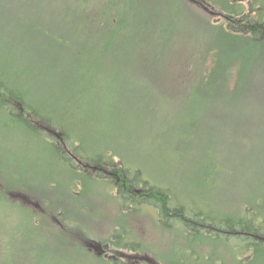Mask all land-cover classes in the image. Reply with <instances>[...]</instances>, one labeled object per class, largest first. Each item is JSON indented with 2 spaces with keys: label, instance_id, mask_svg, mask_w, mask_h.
I'll return each mask as SVG.
<instances>
[{
  "label": "rangeland",
  "instance_id": "obj_1",
  "mask_svg": "<svg viewBox=\"0 0 264 264\" xmlns=\"http://www.w3.org/2000/svg\"><path fill=\"white\" fill-rule=\"evenodd\" d=\"M197 1L208 10L195 0H88L90 6L76 0H0V83L25 94L45 117L67 120L63 125L89 159L111 151L115 161L100 175L73 158L75 168L90 175L77 179L38 134L57 143L60 130L32 118L34 130L0 109V264H107L100 257L102 245L123 264H169L167 256L197 247L196 234H183L176 223L172 231L163 228L157 208H122L113 173L122 161L133 168L131 174L166 188L190 215L220 220L264 206V51L251 69L255 82L237 102L218 101L201 114L189 90L203 50L210 57L209 24L226 26L218 15L233 5L243 4L248 14L251 0ZM113 18L130 22V28L101 26ZM252 44L246 43V51ZM107 47L103 56L100 50ZM85 63H94L91 69L96 66L112 84L105 83L109 106L97 109L94 123L82 125L87 111L67 105L71 93L64 80ZM202 63L207 75L212 61ZM239 80L236 65L227 93L238 91ZM187 144L193 149L178 150ZM10 190L25 194L29 204L9 196ZM113 233L136 242L139 251L114 249ZM222 246L226 263L235 264L231 249ZM114 258L103 259L113 264Z\"/></svg>",
  "mask_w": 264,
  "mask_h": 264
},
{
  "label": "trees",
  "instance_id": "obj_2",
  "mask_svg": "<svg viewBox=\"0 0 264 264\" xmlns=\"http://www.w3.org/2000/svg\"><path fill=\"white\" fill-rule=\"evenodd\" d=\"M76 1L79 6H87L89 4L87 2L88 0ZM195 2L198 3L201 8L207 9L205 2H198L197 0H195ZM261 4L262 2L260 0H251L250 12L248 14L245 13L243 4L239 6L233 5L231 8L227 7V4H223L225 8L227 7L226 14H219L218 21L224 20L226 26L209 24L212 28L209 30L212 33V39L208 47L210 49V57L207 53L208 49L203 50L205 54H202L200 60L202 66L198 64V70L193 74L197 76V79H195L189 87V90H191L190 97L192 98V96H194L198 99V107L195 109L200 111V113L201 111L203 113L207 106L211 107V105L218 103V101H221L220 103L225 106H227L228 102H237L239 99H242L245 94H248V92L245 91L248 86L255 82L251 69L255 67L254 60L257 53H263L264 51V6ZM1 8L2 11H6V8ZM71 9V7L67 8V10ZM77 9L78 8L75 7L74 11ZM252 13L257 15L256 20H253L251 17ZM238 17H240V19H238ZM88 18L89 16L87 15L86 19ZM101 23L102 27L116 28V31L122 30L125 27L128 29L130 28V26H127L130 22L125 23L117 18H113L111 21L104 20ZM52 31L51 29V32ZM118 33L121 34L120 32ZM117 35V33H114L113 39H117ZM59 38L65 39L62 34H59ZM62 39L59 40L61 41ZM249 41L253 42L254 45L252 44L253 48L246 51L245 45ZM4 49H9L8 43L4 46ZM110 50L111 48L107 47L100 51L103 56H107ZM203 59L205 61L211 59L212 61V64L208 66L207 75L204 74L205 66L202 63ZM93 64L94 63H85V69L79 73L71 74L68 80H64V82H67L66 91L71 93L67 105L72 104L77 107V110L85 109L87 111L82 112L83 116L80 120L82 125L94 123L95 116L99 113L97 109L99 107L106 108L110 104L108 100L109 92L106 89L105 83H112L100 77V70H97L96 66H93L91 69ZM236 65L239 67L240 80L238 82V91L234 95H231L227 93L229 76L231 67ZM120 78L121 77H119V79ZM99 82L104 83L99 85ZM8 85L4 82L0 83V109L11 116L16 114V118L19 119L20 122L34 130H36L34 126L35 123L32 124L34 119H37L38 122H46L56 130H60V134H55L57 137L56 141L58 140L57 143L47 141L45 139L47 133L38 134L42 137L44 136L43 139L53 148L58 158L69 165L68 170L76 174L75 178L80 179L79 176L82 175L89 177L90 175H87L85 170L87 171L91 168L101 171L104 170V168L115 166L114 159L108 155L111 151L99 156L96 160L89 159L87 150L83 148L79 141L72 137V133L63 125L69 124L67 120L60 118L59 122L54 119L52 120L50 117H45L32 107L25 94H14L13 90L9 88ZM249 90L250 88L248 91ZM94 103L98 104L94 105ZM76 117V114H69L67 118H71L73 122H77ZM195 126H197V124ZM177 148L178 150L184 151L186 149H193V145H181ZM77 157L81 159L82 167L85 168V170L75 168L72 159H76ZM113 157H116V155H113ZM122 162L121 165L117 166L118 169L116 168L113 170V173L114 177H116L115 179H120V182L114 181V185L119 189L118 195L124 210L129 211L136 206L155 207L159 210L160 223L163 228L172 231V229H174V223H176L178 231H182L183 234L189 236L196 234L198 238H195L194 242L197 247L213 246V251L208 253H201L197 251V247L187 246L185 254H182L180 257L175 258L174 255L167 256L165 258L167 263L227 264L226 259L224 260V256L218 250L220 245H225L227 248L231 249L235 264H256L259 261H264V206L262 204L252 209L246 207L243 209V213L227 216L225 219L220 220L211 219L203 214L190 215L186 213L184 207L180 206L177 201L173 199L166 188L154 184L151 182V179L143 180L138 178L137 173L134 175L131 174L133 168L130 166L127 167L126 163L124 161ZM89 179L95 181L93 177ZM223 235L226 238L225 242L221 241ZM230 239L237 240L238 244L236 243V245H233L228 243ZM110 243L113 245L114 249L128 248L131 252L139 251V246L136 242L126 240L117 233H113ZM120 255L123 256V254ZM129 258L132 259V256H129ZM102 261L107 264L110 263L103 258ZM120 261L121 260L113 261V264H123V261ZM135 264H139V262Z\"/></svg>",
  "mask_w": 264,
  "mask_h": 264
},
{
  "label": "flooded vegetation",
  "instance_id": "obj_3",
  "mask_svg": "<svg viewBox=\"0 0 264 264\" xmlns=\"http://www.w3.org/2000/svg\"><path fill=\"white\" fill-rule=\"evenodd\" d=\"M206 10H208V9H206ZM208 12V11H207ZM77 160V159H76ZM79 161V160H78ZM95 171H96V169H95ZM102 172H104V174H108L107 173V171H104V170H101V171H99V173H102ZM1 176V175H0ZM117 176V175H116ZM114 178H116V177H114ZM118 179V178H117ZM118 182H120V179H118ZM118 184V183H117ZM3 187V185H2V183H1V180H0V189ZM8 193V195L9 196H11L12 198H14V199H19V200H23L26 204H29L27 201H28V199L26 198V196H25V194H22V192H13V191H8L7 192ZM102 248L100 249V257H102V258H110V257H112V258H114L115 256H110L109 254V252L110 251H112L111 250V248H110V246L109 245H105V246H101ZM117 260V258L115 259L114 258V260L113 261H116Z\"/></svg>",
  "mask_w": 264,
  "mask_h": 264
}]
</instances>
